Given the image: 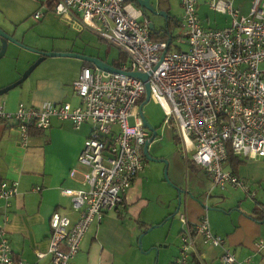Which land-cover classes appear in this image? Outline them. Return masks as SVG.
<instances>
[{
	"label": "built area",
	"instance_id": "obj_1",
	"mask_svg": "<svg viewBox=\"0 0 264 264\" xmlns=\"http://www.w3.org/2000/svg\"><path fill=\"white\" fill-rule=\"evenodd\" d=\"M45 2L34 18L52 10L68 25L92 31L126 57L116 67L120 73L94 66L81 68L72 81L80 99L78 106L68 102H45L39 107L18 103L15 110L7 111L0 103V121L13 122L23 142L31 127L48 128L52 119L71 121L75 128L91 125L77 158L86 168L85 188L62 190L78 217L71 221L58 211L49 217L51 264H73L89 225L125 208V193L143 170V147L151 136L143 126L146 84L148 102L160 106L163 125L174 130L184 153H190L193 163L203 169L211 188L240 187L254 196L248 184L225 167L229 151L264 161V0H253L246 16L233 0H180L178 25L183 32L178 42L186 43V49H171L166 40L152 39L149 21L132 12L137 10L129 0ZM200 2L227 15L228 25L202 26L197 14ZM129 72L146 73L147 78L143 81ZM157 139L155 134L147 147ZM16 193V181H0L4 207ZM6 220V214H1L0 264H30L13 256ZM179 221V251L171 264H188L192 255L198 257L196 237L221 249L213 264H243L225 240L212 233L206 215L190 222L181 213ZM43 256L37 253L38 258Z\"/></svg>",
	"mask_w": 264,
	"mask_h": 264
},
{
	"label": "crops",
	"instance_id": "obj_2",
	"mask_svg": "<svg viewBox=\"0 0 264 264\" xmlns=\"http://www.w3.org/2000/svg\"><path fill=\"white\" fill-rule=\"evenodd\" d=\"M176 1L175 13L170 12L172 8H165L164 13L166 16L170 15L179 20L182 8L180 0ZM129 2L134 3L132 5L137 11L132 10V12L140 20L149 21L135 0H129ZM233 3L235 6V1ZM202 6L207 5L200 2L197 14ZM222 15L224 16L222 21L215 20L211 24L207 13L203 12L201 16L198 14V17L201 24L202 22L208 23V26L204 27L221 28L229 23L228 16ZM177 26L179 25L177 24ZM73 28L79 31L84 30L78 27ZM162 35L159 33L157 36L161 37ZM169 38V48H187L184 42L176 41L174 43L175 36L173 34ZM57 51L68 52L70 50L58 49ZM84 55L92 56L87 53ZM45 58L42 62L43 65L36 73L31 74L32 76H28L23 83L0 96V103H4L7 111L15 110L18 103L35 107H39L45 102H68L72 106L80 104V99L73 90L72 81L79 76L83 66L92 67L94 65L77 58L79 59L76 61L78 68L75 73L63 74L60 73L59 66L66 63L64 59L47 60ZM113 61L112 66H114ZM18 77L19 74L14 78L0 79V87ZM90 133L91 125L89 123H83L75 128L71 121L52 119L48 128L31 127L23 142L21 132L13 122L0 121V181L17 182V193L7 201L5 207L3 201L0 200V215L6 214L7 216L5 228L15 258L30 264H51V256L48 253L51 231L49 217L53 211L68 216L71 221L78 217L77 211L72 207L70 197L63 195L62 190L85 188L83 172L86 168L78 162L77 158L84 140ZM182 154L185 155L184 165L190 181L182 192L184 200L180 203L178 211L181 210L180 214L185 213L188 221L195 222L202 215L207 216V198L212 192H223L227 188L243 191L240 187L211 188L203 169H198L196 172L189 171L186 163L188 159L191 160V154H185L184 151ZM237 157L241 164L237 166L234 174L244 180L250 191L254 192V196H256L252 186L264 189V161L260 158ZM225 168L232 172L229 159H227ZM71 171L73 174H70ZM134 182L132 187H134ZM132 187L125 194L126 205L120 213H107L99 221H93L89 225L81 239L73 264H137L141 260L142 253L138 246L139 231L135 229L136 226L132 222V219L139 215L136 206L139 202L134 203L137 194L136 196L132 194ZM198 187L207 189L203 201L200 194H198L199 200L195 199L197 196L194 192ZM231 205L233 208L227 214L220 211L210 213V218H207L210 230L225 240L226 247L243 264H264V220L257 221L253 218L256 216L253 214L255 208L264 214V203L256 204L252 208V213L248 208H240L235 203ZM180 230L181 227L178 228L177 233L171 235L170 241L166 242V247L171 249L165 264H171L178 254ZM260 243L261 245H259ZM196 248L198 257L192 255L188 264H201V262L213 264L221 252L219 247L203 243L200 237H196ZM37 253H44V256L38 258Z\"/></svg>",
	"mask_w": 264,
	"mask_h": 264
},
{
	"label": "rangeland",
	"instance_id": "obj_3",
	"mask_svg": "<svg viewBox=\"0 0 264 264\" xmlns=\"http://www.w3.org/2000/svg\"><path fill=\"white\" fill-rule=\"evenodd\" d=\"M234 1L240 14L246 16L253 0ZM150 2L156 12H165V8H172L170 12L175 13L177 9L176 0H150ZM42 6H46L45 0H0V28L19 43H9L5 54L0 58V79L14 78L18 74L20 77L39 58V51L66 49L70 50L68 52L91 54L110 64L117 59L119 50L116 46L100 40L88 29L82 31L74 29L52 10L39 19L34 18L35 12ZM203 12L207 13L210 24L215 20L220 22L224 18L222 14L214 12L207 6L200 7L199 16ZM146 15L154 29L159 30L164 26L163 16L149 12ZM202 25L208 26V23L202 22ZM182 32V27H174L172 30L175 36L174 43L178 41ZM55 58L64 59L66 62L59 66L60 73L74 74L78 68L76 61L79 59L77 58L48 56L45 59ZM43 61L32 70L29 76L36 73L43 65ZM143 108L147 110L144 114L145 119L155 129L159 139L154 140L147 148L148 156L155 160L145 159L143 170L138 174L135 182L133 181L134 187L132 182L127 189L128 191L131 187L133 188L132 194L135 196L137 194L134 203L139 202L136 205L139 215L132 219L135 229L139 231V243L138 240L137 243L142 253L141 260L137 264H165L171 249L166 247V242H169L171 235L177 233L178 228L181 227L179 222L181 210L177 211L178 190L182 192L185 190V187L189 185L190 177L184 165L185 155L182 154V144L175 142L174 130L163 125L160 106L149 101ZM128 123H133L132 118L128 119ZM252 189L256 196L251 197L240 189L231 190L230 188L223 192H212L207 198V218H210V213L213 211L227 214L233 208L231 204L234 203L240 208H248L252 213V208L256 204L264 203V197H262L264 189L261 190L256 186H252ZM182 192L181 202L184 200ZM206 193L205 187H198L194 192L197 196L195 199L199 200L198 194H200L202 201L205 200Z\"/></svg>",
	"mask_w": 264,
	"mask_h": 264
},
{
	"label": "water",
	"instance_id": "obj_4",
	"mask_svg": "<svg viewBox=\"0 0 264 264\" xmlns=\"http://www.w3.org/2000/svg\"><path fill=\"white\" fill-rule=\"evenodd\" d=\"M136 3L139 5V7L143 10V12L146 13H152V14H158L164 17V19L166 18V13L164 12H156L152 3L150 2V0H135ZM147 16V15H146ZM165 25V24H164ZM149 29L152 31L154 29L153 24L149 21ZM170 41V38L168 39V43ZM9 43L12 44H19L17 43V41L15 39H13V37L8 34L7 32H5L4 30H2L0 28V58L5 54L6 48L8 46ZM39 58L32 63L23 73L22 75L15 79L14 81L0 87V96L4 95L5 93H7L8 91L14 89L15 87H17L18 85H20L21 83H23L25 81V79L29 76V74L32 72V70L46 57V56H69V57H76L79 58L83 61H87L91 64H93L95 67L107 71V72H111V73H120L121 71L112 66L111 64L97 58V57H93V56H89V55H84V54H80V53H75V52H66V51H39ZM131 76L140 78L141 80L145 81L147 78V74L146 73H141V72H129L128 73ZM149 100V88L148 85L146 84L145 86V98L143 100V104H146ZM143 126L149 130L151 132V136L149 138V140L145 143L144 147H143V155L145 157V159H150V157L148 156L147 153V146H148V142L152 141V139L155 137V129L153 127H151V125L147 122V120L145 119V117H143ZM150 160H155V159H150ZM181 190H178V205H177V211L179 209L181 200H180V194H181ZM203 204V203H202Z\"/></svg>",
	"mask_w": 264,
	"mask_h": 264
},
{
	"label": "trees",
	"instance_id": "obj_5",
	"mask_svg": "<svg viewBox=\"0 0 264 264\" xmlns=\"http://www.w3.org/2000/svg\"><path fill=\"white\" fill-rule=\"evenodd\" d=\"M177 24H178V20L174 19L170 15H167L166 18H165L164 27L160 28L159 30L153 29L152 33H151V38L154 39V40H158L157 38H159L161 40H166L167 41L168 37H170L171 34H172V30L174 29V27L177 26ZM159 33H162L163 35L161 37L157 36ZM125 60H126L125 55L120 52L118 58L115 61H113V65L115 67H119L121 65V63L124 62ZM174 140H175V142H179V140H178V138L176 137L175 134H174ZM228 159H229V162H230V166H231L232 172L235 173V170H236L237 166L239 164H241V161H240V159L237 156L233 155L231 151L228 152ZM186 164H187V167H188L189 171H191V172H193V171L196 172L198 169H201L199 166L195 165L193 163V161L190 160V159H188ZM253 214L256 215L255 217H253L255 220H257V221L264 220V214H262L259 211L258 208H255L253 210Z\"/></svg>",
	"mask_w": 264,
	"mask_h": 264
},
{
	"label": "flooded vegetation",
	"instance_id": "obj_6",
	"mask_svg": "<svg viewBox=\"0 0 264 264\" xmlns=\"http://www.w3.org/2000/svg\"><path fill=\"white\" fill-rule=\"evenodd\" d=\"M6 32V31H5ZM8 33V32H7ZM9 34V33H8Z\"/></svg>",
	"mask_w": 264,
	"mask_h": 264
}]
</instances>
